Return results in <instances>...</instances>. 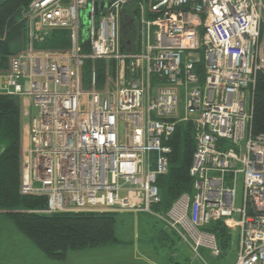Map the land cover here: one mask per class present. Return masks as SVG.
<instances>
[{"label": "built area", "instance_id": "1", "mask_svg": "<svg viewBox=\"0 0 264 264\" xmlns=\"http://www.w3.org/2000/svg\"><path fill=\"white\" fill-rule=\"evenodd\" d=\"M131 5L137 48L123 26ZM24 18V49L0 74V93L30 111L21 194L44 196L45 214L147 213L196 257L222 255L204 231L222 222L237 232L234 264H264V134L250 132L264 73V0H31ZM59 30L69 33L68 49L39 48ZM182 123L195 132L192 193L158 212L165 143Z\"/></svg>", "mask_w": 264, "mask_h": 264}, {"label": "trees", "instance_id": "2", "mask_svg": "<svg viewBox=\"0 0 264 264\" xmlns=\"http://www.w3.org/2000/svg\"><path fill=\"white\" fill-rule=\"evenodd\" d=\"M30 1L0 0V74L7 71L10 58L23 48L26 41L27 21L24 15ZM137 17L135 8L127 6L123 15L125 37L135 46ZM69 45V33L59 30L53 32L39 48L66 50ZM89 68V63H85V82ZM197 68L201 74V67ZM96 69L100 87L104 81L103 62H97ZM250 132L254 137L264 134V73H258L255 78ZM22 133L20 100L0 93V213L10 218L17 230L41 252L56 261H64L69 251L123 244L115 236L117 213L45 214L42 213L46 208L44 196L21 194ZM194 137L192 123L180 124L165 143L171 148L168 170L157 179V187L164 186L165 193L160 195V202L154 210L166 212L180 195L192 193L193 179L189 168L195 150ZM204 231L215 236L222 255L228 253L233 231L226 229L222 222L210 223ZM169 233L174 234L162 226L157 237L163 241Z\"/></svg>", "mask_w": 264, "mask_h": 264}, {"label": "rangeland", "instance_id": "3", "mask_svg": "<svg viewBox=\"0 0 264 264\" xmlns=\"http://www.w3.org/2000/svg\"><path fill=\"white\" fill-rule=\"evenodd\" d=\"M89 26L86 14L81 15L83 39L88 36ZM23 49L24 45L20 51ZM152 95H154V89ZM84 102L85 99L82 98V106ZM183 105V98H180L181 112ZM30 110L31 114L36 112L33 109ZM29 122L30 111L24 110L22 125L28 126ZM184 124L187 123L181 125ZM117 132L119 141L123 142L125 135L123 121L117 123ZM22 144L26 145L24 131ZM158 192L159 195H163L164 186H158ZM115 220V236L119 241L124 242L123 244L69 251L64 261H56L41 252L17 230L10 218L0 213V264H234L237 257L235 252L237 232L235 231H233L232 246L229 247L228 253L214 257L208 250L201 249L200 257H196L174 234L169 233L166 240H159L157 232L160 231L162 224L147 213H117Z\"/></svg>", "mask_w": 264, "mask_h": 264}, {"label": "crops", "instance_id": "4", "mask_svg": "<svg viewBox=\"0 0 264 264\" xmlns=\"http://www.w3.org/2000/svg\"><path fill=\"white\" fill-rule=\"evenodd\" d=\"M23 109V110H22ZM21 116H22V113H23V111L24 110H26V107H24V106H21ZM22 127H23V131H24V135H26V130H27V126H24V125H22ZM237 245V242H236V244H235V246ZM236 248V247H235ZM235 252L237 253V248L235 249Z\"/></svg>", "mask_w": 264, "mask_h": 264}, {"label": "water", "instance_id": "5", "mask_svg": "<svg viewBox=\"0 0 264 264\" xmlns=\"http://www.w3.org/2000/svg\"><path fill=\"white\" fill-rule=\"evenodd\" d=\"M94 16H97V9L94 10Z\"/></svg>", "mask_w": 264, "mask_h": 264}, {"label": "bare ground", "instance_id": "6", "mask_svg": "<svg viewBox=\"0 0 264 264\" xmlns=\"http://www.w3.org/2000/svg\"><path fill=\"white\" fill-rule=\"evenodd\" d=\"M87 20H88V22H90V20L87 18ZM24 45H25V43H24Z\"/></svg>", "mask_w": 264, "mask_h": 264}]
</instances>
